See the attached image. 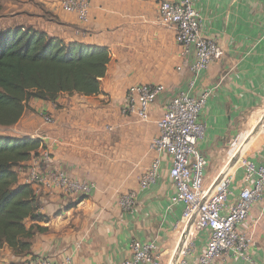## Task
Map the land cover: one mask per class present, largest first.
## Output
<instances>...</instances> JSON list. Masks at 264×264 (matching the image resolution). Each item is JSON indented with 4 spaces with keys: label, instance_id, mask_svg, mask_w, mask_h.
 Listing matches in <instances>:
<instances>
[{
    "label": "crops",
    "instance_id": "0c3cea01",
    "mask_svg": "<svg viewBox=\"0 0 264 264\" xmlns=\"http://www.w3.org/2000/svg\"><path fill=\"white\" fill-rule=\"evenodd\" d=\"M40 2L46 13L17 6L12 13L4 10L10 16L1 18V24L31 25L67 42L107 46L112 59L101 94H61L56 103L31 99V110L17 124L0 126V135L41 138L57 166L97 184L91 195L79 201L67 200L57 191L40 196L41 212L48 217L41 225L48 230L35 237L31 254L56 260L72 255L73 264H122L131 256L132 241H154L159 264H175L184 230V205L171 204L170 163L163 164L161 178L149 189L139 186L140 176L154 158L151 141L159 133L158 121L171 96L210 90L201 114L207 137L199 146L209 161L206 185L214 183L224 169L235 167V187L240 190L243 172L231 162L251 136L250 122L264 105V0H194L203 18V36L217 39L224 56L199 74L193 89L190 83L195 76L190 69L177 70L182 57L176 31L161 24L158 0H93L92 20L85 24L63 12L61 0ZM146 83L167 87L150 108L147 123L121 112L128 87ZM68 96L73 99L70 104ZM47 114L54 123L44 122ZM109 122L114 124L111 136L105 134ZM27 126H32L31 132ZM252 137L248 157L264 164V135L257 132ZM111 145L113 158L119 162L117 175L126 180L124 188L114 182L105 184L98 171ZM129 190L137 192V203L124 210L119 197ZM249 215L243 231L252 235L250 261L231 257L216 264H264V201L255 203ZM207 240L206 232L194 234L198 252ZM17 258L6 248L0 253V264ZM190 264H197L195 255Z\"/></svg>",
    "mask_w": 264,
    "mask_h": 264
},
{
    "label": "built area",
    "instance_id": "2783aa9c",
    "mask_svg": "<svg viewBox=\"0 0 264 264\" xmlns=\"http://www.w3.org/2000/svg\"><path fill=\"white\" fill-rule=\"evenodd\" d=\"M162 25L175 28L176 41L182 57L178 71L188 67L195 76V86L201 72L222 59L224 51L217 39L203 36V18L194 0H158ZM93 0H61L63 12L76 15L82 24L91 22ZM167 92L164 84H134L128 87L121 112L141 122L150 121V108ZM210 90L200 95L190 90L171 96L164 105L158 121L159 133L151 141L153 160L140 176V189H149L159 181L164 163H170L174 194L171 204L184 205L181 224L182 242L175 264H190L193 255L197 264H216L217 261L240 257L250 261L252 235L243 231L253 205L264 201V164L251 157L241 156L236 163L243 172L242 186L236 191V170L230 168L219 174L216 181L206 185L205 172L209 161L199 146L206 139L207 123L201 114L207 106ZM46 123H54L51 114L43 115ZM24 183L32 184L37 195L57 191L67 200L79 201L97 188L91 179H79L57 166L47 149H40L30 160ZM28 166V165H27ZM137 192L121 194L120 205L130 210L137 203ZM189 227V228H188ZM188 229L187 234L184 233ZM206 232L208 240L200 252L194 242L196 232ZM131 256L122 264H159L156 242L131 243ZM2 264H73L72 255L60 260L43 255H28Z\"/></svg>",
    "mask_w": 264,
    "mask_h": 264
},
{
    "label": "trees",
    "instance_id": "16d2710c",
    "mask_svg": "<svg viewBox=\"0 0 264 264\" xmlns=\"http://www.w3.org/2000/svg\"><path fill=\"white\" fill-rule=\"evenodd\" d=\"M1 11L0 6V19L7 16ZM111 59L107 46L67 42L31 25L0 22V126L17 124L31 99L56 103L61 94H101ZM41 148L46 149L41 138L0 135V253L8 248L28 256L35 237L48 230L41 225L48 217L40 196L16 169Z\"/></svg>",
    "mask_w": 264,
    "mask_h": 264
},
{
    "label": "rangeland",
    "instance_id": "374dc122",
    "mask_svg": "<svg viewBox=\"0 0 264 264\" xmlns=\"http://www.w3.org/2000/svg\"><path fill=\"white\" fill-rule=\"evenodd\" d=\"M0 6L2 8L1 14H3L4 10L8 13H12L14 10L17 9V6L20 9H24V8H34L37 9L38 12L40 11H45V4H43L42 2H40V0H0ZM27 12V11H26ZM24 13V12H23ZM34 14L30 15V18H33ZM7 16H9V14H7ZM53 18V17H52ZM38 22H40L38 20ZM43 22V21H41ZM9 24V23H8ZM72 96V95H71ZM68 99V103L70 104L73 99L70 98V96L67 97ZM103 103H106V100L103 101ZM27 110H31V107L29 105V107L27 108ZM255 117L252 118L251 122H250V129L253 130L251 133V136L248 138V140L246 142H244L243 146L240 148V150H238L237 152L234 153V158L233 161L231 162L232 164H236L239 159V157L241 156H248V142L253 138L252 136L257 133L260 132V134L264 135V105L261 109V111L256 112L254 114ZM43 118V117H42ZM44 120V119H43ZM44 122L46 123V121L44 120ZM113 125L112 122H109L105 125V134L106 135H112L113 134ZM255 127V128H254ZM30 128V132H31V128L32 126H27L25 127V129ZM17 130H15V133L17 134ZM112 140V139H111ZM112 145L108 146L107 150H106V154H105V160H104V165H101V169H98L99 173L102 174V179H105L103 182L105 184H109L111 182L116 183L117 185H119V188H124V186L126 185L124 178H122L121 176L117 175V167L119 165L118 160H116L117 162H115V158H113V151L111 150ZM30 161L28 160L27 163H23L22 165H24L23 167H17L20 168V170L22 171L21 173H19V175L21 174V177H25V175L27 174L28 168H29V163ZM28 165V166H27ZM116 168V169H115ZM109 178H111L112 180H110ZM28 224H30V222H28Z\"/></svg>",
    "mask_w": 264,
    "mask_h": 264
},
{
    "label": "bare ground",
    "instance_id": "6f19581e",
    "mask_svg": "<svg viewBox=\"0 0 264 264\" xmlns=\"http://www.w3.org/2000/svg\"><path fill=\"white\" fill-rule=\"evenodd\" d=\"M230 168L224 169L220 174H225L227 171H229Z\"/></svg>",
    "mask_w": 264,
    "mask_h": 264
},
{
    "label": "water",
    "instance_id": "95a60500",
    "mask_svg": "<svg viewBox=\"0 0 264 264\" xmlns=\"http://www.w3.org/2000/svg\"><path fill=\"white\" fill-rule=\"evenodd\" d=\"M188 228H189V227H188ZM187 232H188V229L185 231L184 236H185V234H187Z\"/></svg>",
    "mask_w": 264,
    "mask_h": 264
}]
</instances>
